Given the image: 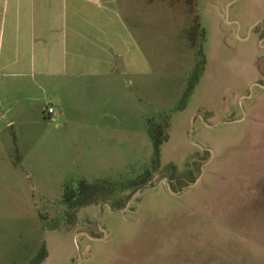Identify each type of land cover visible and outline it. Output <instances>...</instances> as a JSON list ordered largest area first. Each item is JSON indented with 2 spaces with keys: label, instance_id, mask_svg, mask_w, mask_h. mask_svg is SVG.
<instances>
[{
  "label": "rangeland",
  "instance_id": "374dc122",
  "mask_svg": "<svg viewBox=\"0 0 264 264\" xmlns=\"http://www.w3.org/2000/svg\"><path fill=\"white\" fill-rule=\"evenodd\" d=\"M183 1L127 18L124 82L0 69V264H264V0ZM82 179L107 188L72 214Z\"/></svg>",
  "mask_w": 264,
  "mask_h": 264
},
{
  "label": "crops",
  "instance_id": "0c3cea01",
  "mask_svg": "<svg viewBox=\"0 0 264 264\" xmlns=\"http://www.w3.org/2000/svg\"><path fill=\"white\" fill-rule=\"evenodd\" d=\"M155 2L0 0V69L11 76L30 68H39L46 76L64 75L67 70L98 74L103 69L108 82H124L125 75L138 74L140 56L149 70L138 27L134 29L127 18L139 24L140 13L146 11L148 16ZM190 2L183 1L187 7ZM117 61H121L120 71ZM54 109L48 114L52 118L57 115Z\"/></svg>",
  "mask_w": 264,
  "mask_h": 264
},
{
  "label": "trees",
  "instance_id": "16d2710c",
  "mask_svg": "<svg viewBox=\"0 0 264 264\" xmlns=\"http://www.w3.org/2000/svg\"><path fill=\"white\" fill-rule=\"evenodd\" d=\"M206 64V56L202 58L201 61L197 63L203 70ZM198 74V73H197ZM199 74L196 75L191 79L189 83L188 90L185 93L184 98L188 97L195 83L199 80ZM150 133L152 138L154 139L155 144V159L157 161V165H160V141L157 136V131L155 128H150ZM107 188L106 183L103 180H97L94 182H89L85 179H82L77 184V187H73L69 184L64 191V200L67 202L69 206V210L72 214H75L78 211V208L86 205H90L92 203H96L99 198L103 195ZM47 257V251L42 249L39 256L33 261L32 264H39Z\"/></svg>",
  "mask_w": 264,
  "mask_h": 264
},
{
  "label": "built area",
  "instance_id": "2783aa9c",
  "mask_svg": "<svg viewBox=\"0 0 264 264\" xmlns=\"http://www.w3.org/2000/svg\"><path fill=\"white\" fill-rule=\"evenodd\" d=\"M54 112H55L54 106H48V108H47V113H48V114H52V113H54Z\"/></svg>",
  "mask_w": 264,
  "mask_h": 264
},
{
  "label": "water",
  "instance_id": "95a60500",
  "mask_svg": "<svg viewBox=\"0 0 264 264\" xmlns=\"http://www.w3.org/2000/svg\"><path fill=\"white\" fill-rule=\"evenodd\" d=\"M148 186H151V184H149ZM141 192V191H140ZM140 192H138L137 194H140Z\"/></svg>",
  "mask_w": 264,
  "mask_h": 264
}]
</instances>
